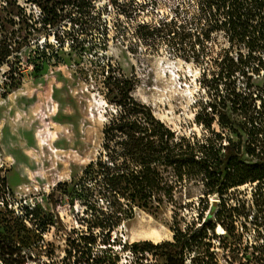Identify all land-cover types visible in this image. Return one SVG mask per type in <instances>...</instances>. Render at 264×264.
<instances>
[{"label":"rangeland","instance_id":"1","mask_svg":"<svg viewBox=\"0 0 264 264\" xmlns=\"http://www.w3.org/2000/svg\"><path fill=\"white\" fill-rule=\"evenodd\" d=\"M150 1L0 0V264H87L90 254L97 264H153L150 256L131 253V244L143 241L131 232L141 221L161 233L154 244L172 241L173 228L184 231L195 222L194 229L205 236L198 251L209 249L218 264H264L263 243L257 237V230L264 236V227L257 229L252 220L257 184L225 196L232 208L247 215H235L232 234L215 221L219 196L204 198L201 186L190 185L177 195V207L152 213L134 208L128 216L121 211L117 227L106 235L108 217L103 212L113 209L96 191L78 187L86 166L103 153L104 129L116 114L105 98L110 76L132 80V99L177 136L201 135L194 124L199 105L233 88L264 96V73L251 81L239 72L219 76L209 57L200 63L185 61L164 49L147 51L139 45L132 36L134 25L174 15L173 0ZM80 3L103 12L100 25L108 35L104 43L103 31H96L99 49L82 55L62 36L73 26L70 18ZM128 3L134 4L132 19L118 14V7L129 10ZM147 3L145 9L138 8ZM55 14V26L45 25L43 17L49 22ZM55 34L63 38L62 46ZM42 52L49 61L37 59ZM227 112L240 131L236 124L244 119ZM260 205L264 212V200ZM210 222L216 229L202 230ZM107 240L110 244H104Z\"/></svg>","mask_w":264,"mask_h":264},{"label":"trees","instance_id":"2","mask_svg":"<svg viewBox=\"0 0 264 264\" xmlns=\"http://www.w3.org/2000/svg\"><path fill=\"white\" fill-rule=\"evenodd\" d=\"M173 2V16L142 20L134 25L132 36L139 45L145 46L147 51L164 49L185 61L192 59L200 63L209 57L220 69L219 76L239 72L251 81L252 76L264 73V0ZM128 4L129 10L118 7V14L132 19L130 7L134 4ZM148 4L138 8L145 9ZM77 7L79 12L70 18L73 26L62 36L70 40L71 49L82 55L99 49L94 38L96 31H103L100 38L104 43L108 35L100 25L103 12L94 13L93 7L85 3ZM45 10L43 8L42 12ZM58 17L55 14L46 22L44 16V24L53 28ZM54 37L62 46L63 38L56 34ZM36 56L42 63L49 61L44 52ZM108 79L105 98L116 108V114L104 129L103 153L86 166L77 183L81 190L96 191L113 209L109 214L103 212L108 217L106 235L117 227L121 211L128 216L134 208L152 213L164 206L177 207V195H182L190 185L201 186L204 198L219 196L221 207L215 213V221L221 222L227 234H232L236 228L235 215L244 214L232 208L225 196L229 190L257 184L254 196L258 199L252 220L257 229L264 227L260 205L264 200V96L240 94L233 88L225 96L199 105L194 124L202 130L201 135L193 132L188 137L177 136L157 120L147 106L132 99V80L122 75ZM258 101L260 112L257 111ZM229 109L231 114L244 119L236 124L240 131L235 130ZM215 125L221 130L216 131ZM231 134H235L238 141ZM244 203L240 204L243 208ZM191 225L184 231L173 228L172 241L135 242L131 244V253L135 257L150 256L153 264H218L209 249L198 251L205 236L194 229L195 222ZM202 227V230L214 231L216 224L210 222ZM261 233L257 230L264 255ZM125 248L122 246L123 250ZM193 249L195 254L191 255ZM97 261L90 254L86 262L97 264Z\"/></svg>","mask_w":264,"mask_h":264},{"label":"bare ground","instance_id":"3","mask_svg":"<svg viewBox=\"0 0 264 264\" xmlns=\"http://www.w3.org/2000/svg\"><path fill=\"white\" fill-rule=\"evenodd\" d=\"M131 96L135 97L134 92H131ZM39 101L37 104L41 102V96L39 95ZM51 172L55 171V169L50 170ZM128 232L130 229L127 230ZM135 238H141L143 241H150V242H158L161 240L162 235L159 230L155 228L149 227L145 222H138L132 229ZM127 239V238H126Z\"/></svg>","mask_w":264,"mask_h":264},{"label":"built area","instance_id":"4","mask_svg":"<svg viewBox=\"0 0 264 264\" xmlns=\"http://www.w3.org/2000/svg\"><path fill=\"white\" fill-rule=\"evenodd\" d=\"M9 88H10V86H9Z\"/></svg>","mask_w":264,"mask_h":264}]
</instances>
